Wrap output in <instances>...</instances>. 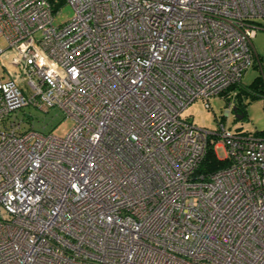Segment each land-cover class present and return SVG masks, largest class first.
<instances>
[{"label": "built area", "instance_id": "obj_1", "mask_svg": "<svg viewBox=\"0 0 264 264\" xmlns=\"http://www.w3.org/2000/svg\"><path fill=\"white\" fill-rule=\"evenodd\" d=\"M65 4L0 0V264H264V130L224 123L264 0ZM217 96L216 129L183 114Z\"/></svg>", "mask_w": 264, "mask_h": 264}, {"label": "rangeland", "instance_id": "obj_2", "mask_svg": "<svg viewBox=\"0 0 264 264\" xmlns=\"http://www.w3.org/2000/svg\"><path fill=\"white\" fill-rule=\"evenodd\" d=\"M72 16V8L65 4L62 6L61 11L55 16L54 23L58 24L69 19ZM258 29L254 37L252 38L253 50L256 53L257 58L264 64V18L256 19ZM0 46H3V41L0 40ZM260 78L261 82L258 87H252L251 84L256 78ZM264 88V77H262L259 67L257 65V59L254 58V64L250 66L243 73L241 78L240 90H249L248 93H242L240 103L244 112L242 119L232 120L233 114L226 118L224 117V123L230 128L238 127L245 132H255L264 130V90L260 92V89ZM250 94L254 95L251 97ZM239 101L236 99V103ZM210 108H206L201 100H195L184 111V115L189 120L193 121L197 126L205 127L207 129H216L217 120L224 113V101L219 96L212 97L209 100ZM243 104V105H242ZM24 119L27 117L32 124L33 129L43 132H52L57 135H64L72 127L73 121L70 118H64L63 115L53 108L48 112H44L34 107H24L18 114ZM27 119H25L26 121ZM28 123V122H27ZM29 124V123H28ZM29 127V126H27ZM218 155H221L220 150H217ZM3 211L0 210V215Z\"/></svg>", "mask_w": 264, "mask_h": 264}, {"label": "trees", "instance_id": "obj_3", "mask_svg": "<svg viewBox=\"0 0 264 264\" xmlns=\"http://www.w3.org/2000/svg\"><path fill=\"white\" fill-rule=\"evenodd\" d=\"M53 8L56 10L60 7H62L64 5V0H48ZM260 78H256L254 80V82L251 84L252 87H258V84L260 85ZM241 87V82L235 85H232L229 90H234V100L236 102V99L239 101L238 103H236V106L238 108L239 111L243 112L241 103H240V98H241V94L244 92L245 94L249 92V90H240L237 91V88ZM262 90H264V88L260 89V92H262ZM228 93V91L225 93V95ZM251 97H254V95L250 94ZM243 105V104H242ZM244 113V112H243ZM229 161L226 159H219L216 157V154L213 150V146L210 145L207 150L206 153L204 155L203 160L201 161V163L199 164L198 168H197V172L200 173H204V174H208V173H212L214 171H217L223 167H226L228 165Z\"/></svg>", "mask_w": 264, "mask_h": 264}, {"label": "water", "instance_id": "obj_4", "mask_svg": "<svg viewBox=\"0 0 264 264\" xmlns=\"http://www.w3.org/2000/svg\"><path fill=\"white\" fill-rule=\"evenodd\" d=\"M233 112L236 119H242L244 117V113L242 111H239L237 106L233 107Z\"/></svg>", "mask_w": 264, "mask_h": 264}]
</instances>
